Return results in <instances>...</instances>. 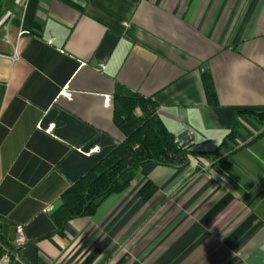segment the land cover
<instances>
[{
    "label": "crops",
    "instance_id": "1",
    "mask_svg": "<svg viewBox=\"0 0 264 264\" xmlns=\"http://www.w3.org/2000/svg\"><path fill=\"white\" fill-rule=\"evenodd\" d=\"M117 87L214 151L264 107V0H0V233L14 245L22 225L18 264H264V134L248 143L245 115L233 153L144 163L58 231L61 194L123 139Z\"/></svg>",
    "mask_w": 264,
    "mask_h": 264
},
{
    "label": "trees",
    "instance_id": "2",
    "mask_svg": "<svg viewBox=\"0 0 264 264\" xmlns=\"http://www.w3.org/2000/svg\"><path fill=\"white\" fill-rule=\"evenodd\" d=\"M202 82L210 103L217 104L216 93L210 73L204 70ZM113 120L123 134V139L89 171L72 183L62 194L61 204L54 212L59 232L64 224L76 217L91 216L100 203L112 193L121 192L130 182L134 172L144 163L153 162L171 167H183L190 157L216 160L236 151L231 141L242 127L240 117L251 118L262 130L248 143L264 134V107H245L236 111L231 127L214 151L193 148L192 140L179 145L157 112V105L151 97L141 95L124 87H117L112 98ZM222 151L227 153L223 155ZM156 186L147 180L140 188V195L148 200ZM0 243L12 253L15 264L19 248L7 243L0 233Z\"/></svg>",
    "mask_w": 264,
    "mask_h": 264
},
{
    "label": "built area",
    "instance_id": "3",
    "mask_svg": "<svg viewBox=\"0 0 264 264\" xmlns=\"http://www.w3.org/2000/svg\"><path fill=\"white\" fill-rule=\"evenodd\" d=\"M20 1V0H17ZM9 12L7 13V15ZM100 67L102 68L103 65L100 64ZM66 94V93H65ZM26 243V236L24 233V229L22 225H17L15 228V238H14V245L15 247H22ZM12 253L11 251L2 243H0V264H15L14 261L11 258Z\"/></svg>",
    "mask_w": 264,
    "mask_h": 264
},
{
    "label": "water",
    "instance_id": "4",
    "mask_svg": "<svg viewBox=\"0 0 264 264\" xmlns=\"http://www.w3.org/2000/svg\"><path fill=\"white\" fill-rule=\"evenodd\" d=\"M176 137L179 140V145H183L192 140V135L189 132H186V135L182 137H179V136H176Z\"/></svg>",
    "mask_w": 264,
    "mask_h": 264
},
{
    "label": "rangeland",
    "instance_id": "5",
    "mask_svg": "<svg viewBox=\"0 0 264 264\" xmlns=\"http://www.w3.org/2000/svg\"><path fill=\"white\" fill-rule=\"evenodd\" d=\"M223 154H226L227 152L226 151H222Z\"/></svg>",
    "mask_w": 264,
    "mask_h": 264
}]
</instances>
